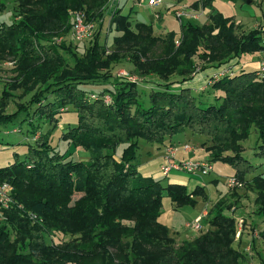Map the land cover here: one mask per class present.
Returning a JSON list of instances; mask_svg holds the SVG:
<instances>
[{
    "label": "trees",
    "instance_id": "16d2710c",
    "mask_svg": "<svg viewBox=\"0 0 264 264\" xmlns=\"http://www.w3.org/2000/svg\"><path fill=\"white\" fill-rule=\"evenodd\" d=\"M109 1L18 0L11 21L0 23V62L12 63L15 74L0 92V124L27 121L34 138L24 160L0 168V179L14 189L0 225V264H241L246 254L235 247L236 221L222 202L208 212V231L175 246L159 219L164 198L193 206L196 196L206 197L204 188L145 176L139 149L142 141L163 144L181 133L200 137L210 161L231 165L245 184L254 175L255 212L264 220V174H256L241 143L256 128V155L264 158V80L257 69L221 76L211 86L220 92L214 102L189 86L197 73L211 68L208 75L216 76L261 50L264 28L239 31L215 0H199L210 8L208 23L186 20L179 33L159 36L152 23L132 26L116 7L110 24L118 34L108 47L100 29ZM76 11L100 21L84 55L63 37ZM197 55L211 65L197 69ZM122 62H131L140 79L113 74ZM143 86L149 91L142 93ZM19 88L33 92L24 104L11 92ZM12 103L16 109L7 112ZM63 107L75 110L77 124L61 137L88 160L68 159L47 133L38 134L41 122L57 121ZM76 193L82 195L71 204ZM57 232L78 237L48 243Z\"/></svg>",
    "mask_w": 264,
    "mask_h": 264
},
{
    "label": "rangeland",
    "instance_id": "374dc122",
    "mask_svg": "<svg viewBox=\"0 0 264 264\" xmlns=\"http://www.w3.org/2000/svg\"><path fill=\"white\" fill-rule=\"evenodd\" d=\"M110 0L108 3V7L106 10V15L104 22L101 27V41L105 43L108 47L112 46L113 38L118 34L116 30L110 24L111 15L118 5L123 9L125 14L129 13V5L131 0ZM170 1V0H169ZM172 4L166 3L165 0H162L157 5H148L146 2H141L140 5H136L133 9L132 13V26H134V21L152 23L154 32L156 35L165 36L167 33H160L163 30L175 31L179 33L181 30V22L190 20L192 22H196L199 25L208 23L209 20L205 17L207 16V12H210V8H203L202 4L198 3L199 0H183L181 2L174 0ZM178 3V4H177ZM198 3V5H194ZM115 4V5H114ZM168 5V6H167ZM112 6V7H111ZM215 6L217 7V11L221 10L223 13L230 16L233 19L235 25L238 26L239 31H248L254 28H264V0H215ZM215 8V7H214ZM160 12V13H159ZM162 13V14H161ZM162 16V18H161ZM209 16V14H208ZM131 18V17H130ZM162 19V20H160ZM202 20V21H201ZM3 21L10 22L8 20V15L4 18ZM72 22V20H71ZM94 32L89 39H85L83 41H76L72 36V29L70 32L63 36L64 40L72 41L76 46V50L80 55H84L86 49L88 48L91 39L95 36L96 32L99 30L100 21L95 22ZM261 50H256L252 53L244 54L240 59V65L237 66H228V68L224 70H230L231 74H236L241 70L245 72L253 71L258 68V62L261 59ZM195 64L198 66L197 69L201 67H205L206 65H211L206 62L204 59L199 57L198 55L193 58ZM14 65L12 63L0 62V92H2L5 88H8V82L15 75L13 71ZM211 71V68L197 73L195 76L196 86L199 87L194 89V92L201 95L202 100L207 101L209 95V102H214V97L212 92L220 93L213 89L212 84L215 80L214 75H208ZM223 71V70H222ZM113 74L116 75H125L129 76L132 79H140V76L134 72V65L131 62H122L119 64H115L113 66ZM229 74V73H228ZM218 76V74H216ZM178 78L177 76H171V80ZM143 82V81H142ZM146 82V81H145ZM143 82V83H145ZM144 85L146 88L149 86ZM143 86V87H144ZM142 89V93L147 89ZM204 87V88H203ZM149 90H147L148 92ZM12 94L15 95L17 102L19 104H24L28 102L33 96L32 93L25 94V91L21 88L12 90ZM12 103L9 107L6 108L7 112H12L16 109V106ZM57 121L45 120L41 122L40 131L38 134L49 135L51 144L56 147L57 150L62 152H66L68 159H72L75 161L79 160H88V153L81 147H74L72 144L63 140L61 135L64 131H66L69 126H75L77 124V114L73 108H61L60 113L57 116ZM21 119V117H20ZM29 124L27 121H16L8 124H0V168L8 166L14 163L17 159L22 161L26 158L28 147L30 144L34 143L33 135L29 132ZM18 129L17 132H14L13 129ZM47 133V134H46ZM190 134V133H189ZM38 136V135H37ZM38 138V137H37ZM189 142L193 148L192 152H183L179 150L177 152V158H185V159H197V160H208L210 161V156L207 153L206 149L203 148L202 140L200 137L195 135H178L176 140L173 141L175 144H182V142ZM244 148V156L257 167L256 174H264V158L257 156L256 152L259 144L258 131L256 128L251 129L250 136L243 140L242 142ZM150 144L145 141L141 142V146L139 149V159L141 157H146L147 153H149V149L146 148ZM163 146H158L157 150L162 149V160L164 161L166 155H168V146L169 142H164L161 144ZM180 148V145H179ZM213 166V171L200 178H190L187 173L176 172L173 171L170 175H176L179 180L185 181L188 189H193L197 182L203 183L208 182L209 180L215 178L217 180H212L210 182L209 191H205L206 197L203 195L196 196L197 203L193 206L186 205L183 207H178L174 202L171 201L169 197L164 198L163 202V214L160 219L162 223L169 225V234L174 239V243L176 247L182 245L184 241H192L202 233L208 231L210 229L209 225V216L203 218L202 225L203 229L199 231L193 230L188 224L195 221L198 215H202L204 209H207L209 212L215 206L216 203L222 202L225 207L229 209L224 210L226 214L238 215L239 209H242L241 205L244 206V203H247L248 207L254 209L251 211L252 213H256V205H255V193L252 191L250 179L254 176H249L250 179L245 184L244 181H241L242 186L237 187H228L226 180L229 176L234 175L235 170L233 167L227 163L217 161H210ZM172 176L167 178L170 181ZM167 183L166 180H164ZM189 185V186H188ZM246 185V186H245ZM200 187V186H198ZM196 188V187H195ZM204 188V187H203ZM81 193H76L72 197L71 204L81 197ZM245 197L246 201L243 199ZM244 202V203H243ZM232 207V208H231ZM234 207V208H233ZM235 209V210H233ZM241 216V215H239ZM3 222V221H2ZM0 222V225L1 223ZM187 223V224H186ZM249 224V222L247 221ZM185 225L187 228H185ZM250 225V224H249ZM259 227V226H258ZM261 232L264 229L262 226L259 227ZM248 231V230H247ZM260 232V234H261ZM14 234V231L12 232ZM197 234L196 236H192L193 234ZM246 233V232H245ZM184 234H186L185 236ZM48 243H53L54 245H62L69 241L74 240L78 237V234L73 233H64L57 232L56 235L52 238L48 236ZM256 243L255 249L259 251L261 258L264 259V237L261 236V240ZM254 251V252H257ZM257 258V257H256ZM257 263H261V259L257 258Z\"/></svg>",
    "mask_w": 264,
    "mask_h": 264
},
{
    "label": "built area",
    "instance_id": "2783aa9c",
    "mask_svg": "<svg viewBox=\"0 0 264 264\" xmlns=\"http://www.w3.org/2000/svg\"><path fill=\"white\" fill-rule=\"evenodd\" d=\"M142 2L146 0H141ZM162 0H147L149 5H157ZM94 22H89L83 11H76L73 13L72 19V36L76 41H83L85 39L91 38L94 27ZM261 59L258 62L257 76L260 80H264V33L261 36ZM231 74L230 70H223L216 75L215 78L218 79L226 74ZM171 144V145H170ZM168 146V155L164 159V164L160 166V170L163 176H168L173 171L187 173L191 176H205L212 172L213 166L208 160H197V159H178L177 152L182 150L183 152H192L193 146L189 142L182 144H175L171 142ZM180 145V148H179ZM228 187L242 186L241 181L238 180L234 175L229 176L226 180ZM13 186L7 181L0 179V222L5 221L6 211L13 204ZM235 210V209H233ZM208 215V212L199 215L194 222L188 224L195 231L203 229L202 221L203 218ZM236 221V241H239L242 235L247 232L251 239L249 240L246 248L243 252H250L252 250L253 239H260L261 234L259 229H253L245 218L238 215H233ZM33 218V216H31ZM248 230V231H247Z\"/></svg>",
    "mask_w": 264,
    "mask_h": 264
},
{
    "label": "crops",
    "instance_id": "0c3cea01",
    "mask_svg": "<svg viewBox=\"0 0 264 264\" xmlns=\"http://www.w3.org/2000/svg\"><path fill=\"white\" fill-rule=\"evenodd\" d=\"M117 1L118 0H116L114 3H116ZM165 1H166V3H168L170 5L172 4V2H175L174 0H170V1L169 0H165ZM17 2H18V0H0V23L4 20V18H6L7 15H8V20H11L13 18V8L17 4ZM140 4H141V2H139V0H131L130 5H129V13L128 14L131 16L132 13H133L134 7L136 5H140ZM117 7H120V6L118 5ZM214 7H215V9L217 8L215 6V1H214ZM219 11L225 16H232V15H227V14L223 13L221 10H219ZM109 13H112V12H109ZM209 13L210 12H207V16L205 17V21H206V19H208V14ZM132 18L133 17L131 16V19ZM161 18H162V16H161ZM160 20H162V19H160ZM134 22H139V21H134ZM194 23H196V22H194ZM168 32H170V31L165 29V30L161 31L160 33H164L165 34V33H168ZM196 84L197 83L195 81H193L192 83L189 84V86L193 89V91H194V89L199 88V87L196 86ZM219 94L220 93H213V95H215V96L219 95ZM210 97H212V95H209V97H207L208 98V100H207L208 102L210 100ZM183 134L190 135L189 133H181L179 135H183ZM177 136L178 135H175L169 140L173 142V141L176 140ZM168 141L166 143H168ZM182 143H185V142H182ZM158 146H163V145H161V144H151L150 143V145L146 146V148L149 149L148 150L149 153H147L146 157H141V160H140L141 165L139 167L141 172L145 176H151V177H154V178H157V179H161V180H163V182H165L164 180H166L167 183L168 182H175V183H182V184L186 185L188 182L186 183L183 180H179L176 177V175H170V174L168 176H163L162 175L161 170H160V166L162 164H164V161L162 160V153H161L162 149L159 148V150H157ZM169 176H172V178H170V181L167 180V178ZM189 176H190V178H194V179H196V178L202 179V177H203V176L200 177V176H191V175H189ZM212 180H217V179L213 178V179L209 180L208 182H203V183L197 182L195 187H197V186L204 187L205 191H209L210 186H211L210 182ZM195 187L193 189H195ZM193 189L190 188L189 190L192 191ZM243 199L246 201L245 197H243ZM241 207H242V209H239L238 216L239 215H241V216L244 215V218H246V220L249 222L251 227H254V228H257V229L260 230L259 227L262 226L263 228H261V229H264V220L259 215H257L256 213H252L251 212V211H254V209L252 210V208L248 207L247 203H244V206L241 205ZM206 212H209V211L207 209H204L203 214L206 213ZM159 219H161V217ZM165 225H167V224H165ZM167 226H168V228L170 227L169 225H167ZM185 228H187L186 225H185ZM196 235L197 234L195 233L192 236H196ZM184 236H185V239H186V237H189V236H186V234H184ZM250 239H251L250 235L247 232L244 233L239 241L235 240V247H237V248H239L240 250L243 251L246 248V245L248 244ZM253 240L254 241H253V245H252V250L250 252H246V253L244 252L246 254V256L243 258L241 264H259V263H257V258L259 256V258L261 259V256L259 254V251H257V249H255V246L257 245L256 243H259L258 241H260L261 238L258 239V240L257 239H253ZM254 251H257V252H254Z\"/></svg>",
    "mask_w": 264,
    "mask_h": 264
}]
</instances>
